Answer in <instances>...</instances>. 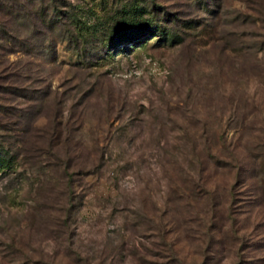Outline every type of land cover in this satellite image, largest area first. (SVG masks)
<instances>
[{
    "label": "rangeland",
    "instance_id": "rangeland-1",
    "mask_svg": "<svg viewBox=\"0 0 264 264\" xmlns=\"http://www.w3.org/2000/svg\"><path fill=\"white\" fill-rule=\"evenodd\" d=\"M0 264H264V0H0Z\"/></svg>",
    "mask_w": 264,
    "mask_h": 264
}]
</instances>
